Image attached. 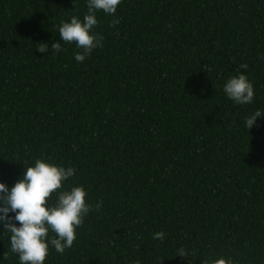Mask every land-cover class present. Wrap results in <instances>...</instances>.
<instances>
[{"label":"trees","instance_id":"obj_1","mask_svg":"<svg viewBox=\"0 0 264 264\" xmlns=\"http://www.w3.org/2000/svg\"><path fill=\"white\" fill-rule=\"evenodd\" d=\"M85 14L86 0H0V183L41 159L101 202L44 264H264V118L245 126L264 113V0H122L77 63L58 26ZM244 64L254 100L237 105L222 88ZM10 235L0 264H19Z\"/></svg>","mask_w":264,"mask_h":264},{"label":"clouds","instance_id":"obj_2","mask_svg":"<svg viewBox=\"0 0 264 264\" xmlns=\"http://www.w3.org/2000/svg\"><path fill=\"white\" fill-rule=\"evenodd\" d=\"M121 3L122 0H86L87 14L82 20L73 16L69 22L60 23V41L74 43L80 50L74 54L77 63H83L102 46V37L94 32L98 24L97 12L114 16ZM118 23V19L113 20V25ZM40 45L36 51L41 54L49 51L47 44ZM51 50L62 52L61 43H53ZM247 67L246 64L240 65L244 71L229 77L223 84V93L237 105L251 104L254 100L253 84L244 74ZM258 118H264V113L259 110L246 118V128L250 130ZM74 174L72 167L65 168L37 159L33 166L25 168L22 178L10 189L0 183V226L10 232L11 251L18 256L19 264H44L50 248L62 255L72 247L77 238L76 229L82 226L84 218L101 208L99 201L94 208L86 202L88 194L83 186L64 190L65 182ZM53 194L56 201L51 204L49 201ZM49 232L54 233V237L49 236ZM164 238L163 232L153 234V239L163 241ZM178 256L186 257L187 253L179 249ZM202 264H225V260H205Z\"/></svg>","mask_w":264,"mask_h":264}]
</instances>
